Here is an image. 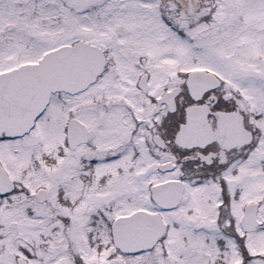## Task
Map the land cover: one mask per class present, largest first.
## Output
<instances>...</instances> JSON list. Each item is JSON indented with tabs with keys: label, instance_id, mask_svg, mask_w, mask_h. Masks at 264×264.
I'll list each match as a JSON object with an SVG mask.
<instances>
[{
	"label": "snow or ice",
	"instance_id": "1",
	"mask_svg": "<svg viewBox=\"0 0 264 264\" xmlns=\"http://www.w3.org/2000/svg\"><path fill=\"white\" fill-rule=\"evenodd\" d=\"M0 264H264V0H0Z\"/></svg>",
	"mask_w": 264,
	"mask_h": 264
}]
</instances>
